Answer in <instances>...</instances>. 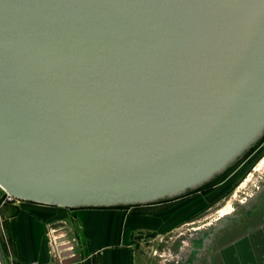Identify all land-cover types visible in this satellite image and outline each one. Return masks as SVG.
Returning <instances> with one entry per match:
<instances>
[{"label":"water","instance_id":"obj_1","mask_svg":"<svg viewBox=\"0 0 264 264\" xmlns=\"http://www.w3.org/2000/svg\"><path fill=\"white\" fill-rule=\"evenodd\" d=\"M263 138L264 0H0V199L160 204Z\"/></svg>","mask_w":264,"mask_h":264},{"label":"crops","instance_id":"obj_2","mask_svg":"<svg viewBox=\"0 0 264 264\" xmlns=\"http://www.w3.org/2000/svg\"><path fill=\"white\" fill-rule=\"evenodd\" d=\"M1 199L0 251L5 264H58L54 251L64 257L62 264H145L141 243L154 231L155 221L164 218L149 214L154 213L151 210H141L162 203L127 209L68 210L28 202L2 203ZM233 221L217 222L215 230L201 232L205 226L196 229L207 244L197 240L193 250L183 244L189 249L182 264L190 260L193 264H264V229L249 228L240 235L228 225ZM229 236V243H221ZM190 250L193 256L188 260ZM199 252L203 253L201 259L196 256ZM69 253L73 255L64 256Z\"/></svg>","mask_w":264,"mask_h":264},{"label":"rangeland","instance_id":"obj_3","mask_svg":"<svg viewBox=\"0 0 264 264\" xmlns=\"http://www.w3.org/2000/svg\"><path fill=\"white\" fill-rule=\"evenodd\" d=\"M222 176L197 192L141 209L164 217L155 221L154 231L141 243L146 253L145 264H177L180 259L178 264H182L189 249L183 244L194 247L196 229L207 224L206 219L219 218L220 211L236 204L243 192L254 190V185L264 178V138ZM189 264H193L192 260Z\"/></svg>","mask_w":264,"mask_h":264},{"label":"flooded vegetation","instance_id":"obj_4","mask_svg":"<svg viewBox=\"0 0 264 264\" xmlns=\"http://www.w3.org/2000/svg\"><path fill=\"white\" fill-rule=\"evenodd\" d=\"M243 195L244 196L241 199L236 201V204H233L231 205V207L229 206L228 208L221 210L219 215L220 218H222L221 220L223 221L234 220L233 223L228 225L230 227L232 226L233 230L240 235H242L241 233L244 232L245 229H255L257 227H262L264 229V178L260 179L258 181V184L254 185V190L252 192H243ZM247 213L249 214L248 216L246 215ZM216 214L219 213L217 212ZM256 217L258 219H256ZM206 220L207 221L205 223L207 224L203 225V227H205L201 229V232H204L203 230H215L217 225H219L218 223L221 222L217 219L215 221L211 219H209V221L208 219ZM201 232L194 235V241L200 240L202 241V243L204 242L207 244L206 240H203L201 238ZM182 236H185V234ZM230 239L231 238L229 236L228 241L225 239L221 243H229V241H231ZM262 241L264 242V239ZM190 247L193 250L191 245ZM192 250L189 251L188 260L193 253ZM207 254L209 255V251ZM196 256L198 259H201V257H203V253L199 252L198 255L196 254Z\"/></svg>","mask_w":264,"mask_h":264},{"label":"built area","instance_id":"obj_5","mask_svg":"<svg viewBox=\"0 0 264 264\" xmlns=\"http://www.w3.org/2000/svg\"><path fill=\"white\" fill-rule=\"evenodd\" d=\"M1 202L2 203H14V204L20 203V201L14 199L13 197H11L9 194H6V193L4 194L3 198L1 199ZM55 246H56V243H55V241H53L52 242V247L55 248ZM54 257L58 261V264H62L61 262H62V259H64V257L62 256L60 258L57 251L56 252L54 251ZM25 264H54V262H52V263H41V262H38V261H32V262H28V263H25Z\"/></svg>","mask_w":264,"mask_h":264},{"label":"trees","instance_id":"obj_6","mask_svg":"<svg viewBox=\"0 0 264 264\" xmlns=\"http://www.w3.org/2000/svg\"><path fill=\"white\" fill-rule=\"evenodd\" d=\"M222 177H223V176H221L220 178H222ZM220 178H219V179H220ZM217 179H218V178H217ZM217 179H216V180H217ZM216 180H214V181H216ZM214 181H213V182H214ZM211 183H212V182H211ZM211 183H210V184H211ZM208 185H209V184H208ZM206 186H207V185H206ZM206 186H204V187H206ZM117 209H127V208H117Z\"/></svg>","mask_w":264,"mask_h":264},{"label":"bare ground","instance_id":"obj_7","mask_svg":"<svg viewBox=\"0 0 264 264\" xmlns=\"http://www.w3.org/2000/svg\"><path fill=\"white\" fill-rule=\"evenodd\" d=\"M3 198V197H2Z\"/></svg>","mask_w":264,"mask_h":264}]
</instances>
